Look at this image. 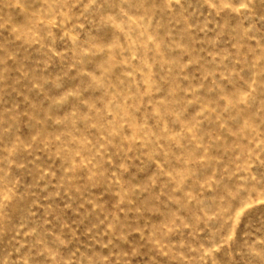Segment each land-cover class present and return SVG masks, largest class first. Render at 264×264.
Instances as JSON below:
<instances>
[{"label":"rangeland","instance_id":"obj_1","mask_svg":"<svg viewBox=\"0 0 264 264\" xmlns=\"http://www.w3.org/2000/svg\"><path fill=\"white\" fill-rule=\"evenodd\" d=\"M0 264H264V0H0Z\"/></svg>","mask_w":264,"mask_h":264}]
</instances>
